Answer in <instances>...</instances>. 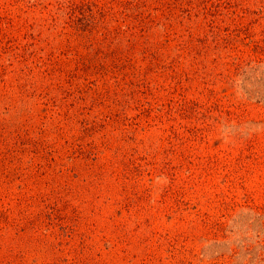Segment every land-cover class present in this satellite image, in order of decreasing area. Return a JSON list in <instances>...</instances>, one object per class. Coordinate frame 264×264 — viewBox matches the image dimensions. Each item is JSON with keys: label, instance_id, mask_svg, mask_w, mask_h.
I'll return each instance as SVG.
<instances>
[{"label": "rangeland", "instance_id": "obj_1", "mask_svg": "<svg viewBox=\"0 0 264 264\" xmlns=\"http://www.w3.org/2000/svg\"><path fill=\"white\" fill-rule=\"evenodd\" d=\"M0 264H264V0H0Z\"/></svg>", "mask_w": 264, "mask_h": 264}]
</instances>
